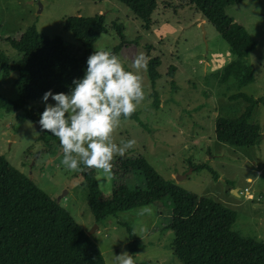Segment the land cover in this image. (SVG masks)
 Here are the masks:
<instances>
[{
    "label": "rangeland",
    "instance_id": "374dc122",
    "mask_svg": "<svg viewBox=\"0 0 264 264\" xmlns=\"http://www.w3.org/2000/svg\"><path fill=\"white\" fill-rule=\"evenodd\" d=\"M158 1L153 24L147 29L142 19L117 0H0V103L4 99H19L16 82L26 67L23 53L12 47L8 38H19L31 25L49 37L62 36L68 52L80 58L84 48L65 28V19L102 13L108 30L100 35L94 48L106 47L115 52L121 43L113 25L117 21L122 23L128 41L118 52L121 58L130 63L143 53L147 61L155 57L162 60L158 67L161 77L155 85L147 67L141 70L145 97L134 112L139 113L144 125L137 119H121L111 134L118 145L129 139L135 143L123 155L114 156L110 175L96 169L105 195L116 192L120 202L138 201L129 207L118 206L117 216L105 222L98 223L89 206L82 166L72 170L61 163L63 152L58 138L41 130L22 111L0 108V153L30 177L49 200L68 210L89 241L102 252L107 264H115L117 254L124 251L130 254L129 233L122 223L131 226L143 244L136 262L183 264L173 248L171 197L155 204L141 200L139 190L146 186V181L135 163L139 155L146 156L164 178L173 177L182 187L237 210L234 229L264 241V103L257 105L252 118L263 134L258 145L237 147L219 141L216 119L238 117L247 106L242 98H229L238 91L236 81L223 84L215 77L237 55L188 0ZM225 2L234 22L243 25L258 43L249 57L256 81L241 90L264 98V0ZM172 65L177 67L174 77L177 89L172 88V77L168 74ZM155 91L160 96L159 109L153 107ZM30 106L43 111L45 104L36 100ZM43 131L46 139L41 137ZM190 161L209 163L218 171L219 179H214L208 169L191 172Z\"/></svg>",
    "mask_w": 264,
    "mask_h": 264
},
{
    "label": "trees",
    "instance_id": "16d2710c",
    "mask_svg": "<svg viewBox=\"0 0 264 264\" xmlns=\"http://www.w3.org/2000/svg\"><path fill=\"white\" fill-rule=\"evenodd\" d=\"M103 1V0H99ZM124 3L142 19L150 29L153 14L159 6L158 0H117ZM189 4L209 21L229 44L237 58L228 63L215 77L223 84L237 82L238 91L230 99H244L247 106L238 117L219 116L215 121V133L219 141L237 147L258 145L262 138L261 126L252 121L255 108L264 103V98H255L241 88L256 81V75L249 57L258 43L241 24L235 23L227 13L225 0H188ZM121 38L116 47L128 43L122 23L113 22ZM65 28L81 42L84 55L72 56L60 35L49 37L39 32L36 25L29 26L19 38H8L18 51L23 53L26 67L16 82L19 99H4L0 108L8 111H22L23 116L39 121L41 108L31 107L32 101L41 100L49 89L67 92L74 78L83 76L88 56L95 50L94 44L108 28L105 15H74L65 19ZM151 50L152 46H147ZM162 60L149 58L147 70L155 85L161 77L158 70ZM23 64V63H22ZM177 67L172 65L168 74L172 77V88L178 85L174 80ZM208 94V92H205ZM50 99V98H49ZM160 96L154 92L153 107L160 108ZM121 119H137L144 125L138 112ZM39 124V123H38ZM41 137L46 139L43 131ZM138 171L145 178L146 186L139 190L143 203L173 201L171 228L175 234L173 248L183 264H264V241L245 236L234 229L237 210L208 195H200L182 187L173 177L166 179L144 155L135 159ZM194 171L208 169L214 179L218 171L207 162L190 161ZM88 188V203L98 223L115 217L118 206L131 204L118 199L112 192L105 195L96 176V169L82 166ZM129 172V170L126 169ZM122 223V222H121ZM129 233L130 254L136 257L143 248L133 228L126 223ZM0 264H107L99 248L89 241L84 229L61 204L49 200L37 184L19 169L5 155L0 153ZM148 264V262H136Z\"/></svg>",
    "mask_w": 264,
    "mask_h": 264
},
{
    "label": "clouds",
    "instance_id": "9594fccd",
    "mask_svg": "<svg viewBox=\"0 0 264 264\" xmlns=\"http://www.w3.org/2000/svg\"><path fill=\"white\" fill-rule=\"evenodd\" d=\"M86 64L83 76L74 78L67 92L49 89L43 93L45 106L38 123L41 130L58 138L66 168L85 166L110 175L114 156L123 155L135 143L129 139L118 145L111 134L121 117H129L145 97L141 70L147 60L140 53L129 63L108 48L95 46ZM114 260L115 264H136L127 251Z\"/></svg>",
    "mask_w": 264,
    "mask_h": 264
},
{
    "label": "built area",
    "instance_id": "2783aa9c",
    "mask_svg": "<svg viewBox=\"0 0 264 264\" xmlns=\"http://www.w3.org/2000/svg\"><path fill=\"white\" fill-rule=\"evenodd\" d=\"M246 193L248 194V195H250V198H253V195L251 194V192H249V188H246ZM258 199H260V198H258Z\"/></svg>",
    "mask_w": 264,
    "mask_h": 264
},
{
    "label": "crops",
    "instance_id": "0c3cea01",
    "mask_svg": "<svg viewBox=\"0 0 264 264\" xmlns=\"http://www.w3.org/2000/svg\"><path fill=\"white\" fill-rule=\"evenodd\" d=\"M248 179H249V180H251L252 178H251V177H249ZM236 191H237V190H235V192H236Z\"/></svg>",
    "mask_w": 264,
    "mask_h": 264
},
{
    "label": "water",
    "instance_id": "95a60500",
    "mask_svg": "<svg viewBox=\"0 0 264 264\" xmlns=\"http://www.w3.org/2000/svg\"><path fill=\"white\" fill-rule=\"evenodd\" d=\"M193 169H194V168L192 167V168H191V172L193 171ZM178 179H179V177H178Z\"/></svg>",
    "mask_w": 264,
    "mask_h": 264
}]
</instances>
